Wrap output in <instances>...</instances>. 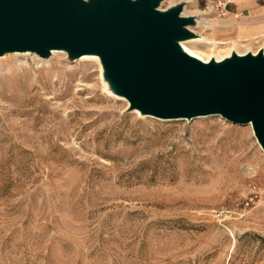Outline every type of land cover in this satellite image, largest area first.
<instances>
[{
  "label": "rangeland",
  "instance_id": "rangeland-1",
  "mask_svg": "<svg viewBox=\"0 0 264 264\" xmlns=\"http://www.w3.org/2000/svg\"><path fill=\"white\" fill-rule=\"evenodd\" d=\"M206 2L184 13L225 43L193 50L259 48ZM52 53L0 56V264H264V202L233 211L251 181L264 186L251 124L142 115L98 59Z\"/></svg>",
  "mask_w": 264,
  "mask_h": 264
},
{
  "label": "water",
  "instance_id": "water-1",
  "mask_svg": "<svg viewBox=\"0 0 264 264\" xmlns=\"http://www.w3.org/2000/svg\"><path fill=\"white\" fill-rule=\"evenodd\" d=\"M0 0V56L97 55L112 93L160 119L221 115L251 124L264 150V46L204 61L182 47L199 34L193 0ZM200 35V34H199Z\"/></svg>",
  "mask_w": 264,
  "mask_h": 264
},
{
  "label": "crops",
  "instance_id": "crops-1",
  "mask_svg": "<svg viewBox=\"0 0 264 264\" xmlns=\"http://www.w3.org/2000/svg\"><path fill=\"white\" fill-rule=\"evenodd\" d=\"M227 9L234 18H242L236 28L238 37H252L264 46V0H229Z\"/></svg>",
  "mask_w": 264,
  "mask_h": 264
},
{
  "label": "built area",
  "instance_id": "built-area-1",
  "mask_svg": "<svg viewBox=\"0 0 264 264\" xmlns=\"http://www.w3.org/2000/svg\"><path fill=\"white\" fill-rule=\"evenodd\" d=\"M229 0H207L205 4L206 13H215L221 18L229 15L227 5ZM264 202V186L258 185L255 181L248 184L247 194L236 201L233 211L245 213L247 210L256 207Z\"/></svg>",
  "mask_w": 264,
  "mask_h": 264
},
{
  "label": "bare ground",
  "instance_id": "bare-ground-1",
  "mask_svg": "<svg viewBox=\"0 0 264 264\" xmlns=\"http://www.w3.org/2000/svg\"><path fill=\"white\" fill-rule=\"evenodd\" d=\"M202 39H203V41L204 42H206V43H214V44H218V43H223V42H221V41H211V40H206V39H204V37H202V36H200V35H197L196 37H193V38H190V39H186V40H183V41H181V44H182V47L184 48V50H186L188 53H190V54H192V55H194V56H196V57H198V58H200V59H202V60H204V61H209L211 58H204L203 56H201L198 52H196L195 50H193L191 47H190V42H192V41H195V40H201L202 41ZM200 41V42H201ZM52 51H55V50H52ZM26 52H29V51H26ZM240 54H242V53H240ZM84 57H87V58H96V59H98L99 60V58H98V56L97 55H84ZM225 58V57H224ZM222 59V58H221ZM217 60H220V59H217ZM116 96V95H115ZM117 98H122V99H125L124 97H122V96H116Z\"/></svg>",
  "mask_w": 264,
  "mask_h": 264
}]
</instances>
